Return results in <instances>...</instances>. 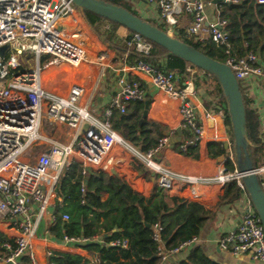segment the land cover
<instances>
[{
	"label": "built area",
	"instance_id": "built-area-1",
	"mask_svg": "<svg viewBox=\"0 0 264 264\" xmlns=\"http://www.w3.org/2000/svg\"><path fill=\"white\" fill-rule=\"evenodd\" d=\"M141 1L157 11L158 23L163 24L166 32L171 34L177 33L176 16L189 14L192 21L185 29L188 38L194 42L210 40L224 46L226 59L223 63L231 68L240 89L247 79L256 78L260 80L264 91V67L258 57L253 53L243 58L231 56L228 33L224 30L225 21L218 18L209 22L202 0ZM255 2L264 4V0ZM78 11L70 0H0V48L8 46L7 51L0 56V217L11 231L10 237L1 245L0 262L12 261L17 264V260L26 254L30 264H37L31 251V242L38 222L44 218L52 202L58 199L55 188L62 171L72 161H78L80 173L85 178L88 169L96 170L104 164L114 146L129 152L134 159L157 174L158 185L165 192L180 185L195 196L197 186L223 187L232 180L243 189L232 152L228 158L222 159L217 176L181 175L155 160L168 145L169 136L160 137L152 147L141 151L112 130L110 118L114 111L124 114L130 103L144 101L145 92L138 78H120L119 88L102 120L90 113V101L85 97L82 86L72 85L66 96L42 87L41 73L45 66L64 64L78 67L86 58V50L79 41L80 31L75 26ZM124 46L126 53L121 60H126L131 50L146 56L151 49V44L135 33L125 41ZM113 52L116 51L112 48H103L99 58L111 61L118 59ZM24 54L31 55L35 66L31 68L32 65L21 62L20 57ZM42 58L46 59L44 64H41ZM131 69L136 74L148 77L157 90L172 96L176 93L181 95L178 109L180 126L192 135V139L181 145L182 150L200 145L206 120L217 115L225 118L222 110L216 107L206 111L200 120L196 106L189 97L191 92L186 93L187 88L177 90L178 76L175 71L158 70L140 58H136ZM43 115L49 122L67 129L69 134L65 142L60 139L49 141L48 148L39 152L31 162L23 155L30 146L41 141ZM226 162L234 166L233 172L226 170ZM255 174L264 190V165L257 167ZM80 191L82 194L85 192L83 181ZM51 218L53 221V213ZM62 219L68 220L69 217L63 214ZM153 230V239L160 244L158 255L162 261L169 255L186 250L197 241V237H193L178 247L165 250L161 242V227L155 225ZM63 241L78 242L66 236ZM217 243L223 251L233 255L249 254L264 264V231L251 203L238 226L221 236ZM110 245L125 247L126 243L115 241ZM47 255L49 257L50 253Z\"/></svg>",
	"mask_w": 264,
	"mask_h": 264
},
{
	"label": "crops",
	"instance_id": "crops-1",
	"mask_svg": "<svg viewBox=\"0 0 264 264\" xmlns=\"http://www.w3.org/2000/svg\"><path fill=\"white\" fill-rule=\"evenodd\" d=\"M133 1L136 3V7H140L143 10L144 14L151 16L158 22V13L152 6L141 0ZM202 1L205 4V13L208 21H216L219 17L217 8L219 3L212 4V0ZM176 20V31L182 30L184 36L188 37L185 34V29L190 25L192 17L184 13L177 15ZM82 25L75 20V26L80 31L79 41L86 50L84 62L78 67H70L64 64L45 66L41 73L42 87L47 91L66 96L72 85L82 86L86 92L85 97L90 101V113L99 120H102L105 110L108 108L112 97L119 88L120 78H138L145 92V99L142 103L148 102L145 119L140 123L144 108L139 119V125L142 127L139 132L140 137L137 136L132 140H126L116 133L134 148L141 151H145L144 148L152 146L160 137L169 136V143L156 157V162L181 175L201 177L217 176L222 159L228 158L232 152V137L230 128L225 123V118L222 115H217L211 120H206L204 122V138L200 145L194 148L189 146L192 147V150H187V147L185 150H182L181 145L186 140L192 139V135L180 126L178 109L182 101L181 95L176 93V95L172 96L159 91L150 83L148 77L134 73L131 66L134 64L136 58L128 56L126 60H121V57L126 53L125 49L123 50V47H125L123 40L131 36L128 30L123 27L116 28L115 35L118 39H116L117 42L105 43L98 37L95 39L91 34H87L85 26ZM85 33L87 34L86 40V37H84ZM103 48H112L115 50L116 52L113 53L118 59L112 61L100 59L99 52ZM114 54L112 55L114 56ZM64 69H67V71L65 72ZM187 72L188 74L185 76V79L180 80V77L178 78L176 83L177 90L181 91L187 88L185 92H191L189 93L190 100L196 106L197 116L201 120L206 111L220 107L215 104L214 100L211 101V97L206 98L202 89L196 90L194 87V75L202 77L203 72L197 68L187 69ZM71 80L75 81L70 83ZM241 91L248 108L257 117L259 129L263 133L264 144V91L261 87L260 80L256 78L247 79ZM205 102H209V105H206ZM132 108V104L127 106V110H132ZM222 113L224 114L223 110ZM41 124V134L43 137L41 141L32 146L36 152L31 151L27 155L31 162L34 161V158L39 152L48 148L49 141L60 139V141L65 142L69 134L67 129H63L49 122L45 115H43ZM177 129H180V135L177 134ZM209 143L219 144L223 148L227 145V148H224L226 153L223 156H208L207 145ZM75 162L79 164L78 161ZM261 166L263 165L259 167ZM99 171L116 177L128 187L145 197H148L155 187L159 186L157 174L149 170L143 163L134 159L129 152L117 146L111 149L104 164L99 169H88L85 178H87L89 173ZM195 193V196L190 194L188 188H181L180 185L175 186L171 191H164L170 206L172 205V198L195 202L207 210V215L205 222L202 224L197 241L186 250L175 255H169L166 260L162 261V264H177L181 260H184L195 248H200L209 259L218 264H263L260 261L254 260L249 254L233 255L223 251L218 247L217 243L221 236L238 226L244 213L247 211L250 200L245 191L243 190V193L238 197L227 185L223 187L200 185L195 188ZM105 199L106 195L102 197V200ZM55 201L52 202L53 206ZM52 205L49 206L44 218L38 222L31 242V251L35 256L37 264H47L49 262L47 254L52 252L78 255L90 264H99V253L84 250L75 242L68 243L52 238L49 233V229L53 224L51 218L53 213ZM0 233L4 234L7 238L10 237L11 233L6 225V221L1 217ZM94 241L103 242L99 237H95ZM24 258H27L26 254L17 260V264H22Z\"/></svg>",
	"mask_w": 264,
	"mask_h": 264
},
{
	"label": "trees",
	"instance_id": "trees-1",
	"mask_svg": "<svg viewBox=\"0 0 264 264\" xmlns=\"http://www.w3.org/2000/svg\"><path fill=\"white\" fill-rule=\"evenodd\" d=\"M105 1L121 6L140 17L124 0ZM217 8L218 18L226 23L224 30L228 33L231 56L243 58L248 53H253L264 66V4H257L255 0H230L219 3ZM82 17L102 42H117L115 30L121 26L87 11L82 13ZM144 20L166 31V27L156 20ZM177 37L212 59L219 62L226 59L224 46L216 45L210 40L194 42L184 36L182 30H178ZM149 43L151 49L148 55L141 56L131 50L129 56L144 59L161 71H175L180 80L185 79L187 69H196L169 54L164 48ZM124 49L126 50L125 47ZM45 61L46 59L42 58L41 64ZM194 76L195 89H202L204 96L211 97V101L214 100L224 111L225 123L230 128L224 97L217 81L205 72L202 77ZM243 100L246 110V133L250 143L249 154L254 166L259 167L264 165L263 133L244 96ZM130 104L133 105L132 110L126 108L124 114L113 112L110 118L111 128L126 140L140 137L139 132L142 129L139 119L144 104L142 102ZM205 104L209 105V102ZM187 150H192V147H187ZM207 151L210 157L223 156L226 153L224 148L216 143H209ZM80 168L77 162L72 161L62 171L56 185L55 193L58 200L52 208L54 220L49 229L53 239L62 241L65 236L77 239V245L82 249L99 253V264H162L158 255L160 244L153 239L155 225L161 227V242L165 250L173 249L193 237H198L207 215V210L202 205L172 198L170 206L159 186L145 197L116 177L101 171L89 173L87 178H84L80 174ZM226 170L233 172L234 166L228 162ZM82 181L85 182L84 194L80 191ZM226 185L238 197L243 193V189L235 180ZM104 195L106 199L102 200ZM63 214H67L69 219L63 220ZM94 237L101 238L103 242L94 241ZM5 241L7 237L0 233V252ZM115 241L125 242L126 246H111L110 243ZM48 260L53 264H90L78 255L59 252L50 253ZM22 261V264H30L28 258ZM177 264L218 263L209 259L200 248H195Z\"/></svg>",
	"mask_w": 264,
	"mask_h": 264
},
{
	"label": "water",
	"instance_id": "water-1",
	"mask_svg": "<svg viewBox=\"0 0 264 264\" xmlns=\"http://www.w3.org/2000/svg\"><path fill=\"white\" fill-rule=\"evenodd\" d=\"M73 6L82 14L84 11L115 23L126 30L138 34L147 41L164 48L169 54L182 59L195 68L212 76L219 84L224 97L226 111L229 118L230 132L232 136V153L243 190L247 194L253 210L258 216L264 231V190L259 178L255 174L252 159L249 154V140L246 133V110L240 84L231 68L223 62H219L193 46L185 43L177 37V33H168L146 20L132 14L121 6L114 5L105 0H70ZM222 0H212V4H218ZM0 48V56L3 55ZM148 102H144V110L140 123L145 119ZM86 126L84 127V129ZM180 135V129L176 130ZM227 148V145L224 146ZM148 226V225H146ZM0 264H16L12 261L0 262Z\"/></svg>",
	"mask_w": 264,
	"mask_h": 264
},
{
	"label": "rangeland",
	"instance_id": "rangeland-1",
	"mask_svg": "<svg viewBox=\"0 0 264 264\" xmlns=\"http://www.w3.org/2000/svg\"><path fill=\"white\" fill-rule=\"evenodd\" d=\"M125 2H127V4H129V6L131 7V9L133 11H135L136 13H138V15H140V17L144 18V19H149V20H154L151 16H147L146 14L143 13V10L139 7H136V3L133 1V0H124ZM76 21L79 22L82 26H85V31H87L86 33L87 34H91L92 37H94L95 39H97V36L95 35V33L91 30V28L89 27V25L86 23V21L84 20V18L82 17V14L79 13V11L76 13ZM78 19V20H77ZM73 27H74V24H73ZM80 27V26H79ZM82 29V27H80ZM85 33V36L86 37V34ZM87 39V37L85 38V40ZM8 49V46L5 45L4 47H2V50L3 52L7 51ZM21 58V62L25 65H32L31 68L33 67V65L35 66V61L31 60V55L29 54H24ZM64 71L66 72L67 69H64ZM75 80H71V82H73ZM34 152L35 150L33 149V147H29L26 152L24 153V157H26L30 152ZM36 152V151H35ZM33 154V153H32Z\"/></svg>",
	"mask_w": 264,
	"mask_h": 264
}]
</instances>
